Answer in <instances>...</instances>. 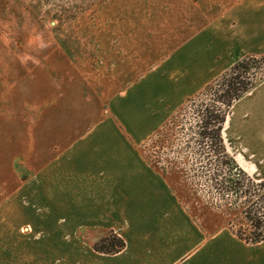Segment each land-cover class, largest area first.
<instances>
[{
  "label": "crops",
  "instance_id": "0c3cea01",
  "mask_svg": "<svg viewBox=\"0 0 264 264\" xmlns=\"http://www.w3.org/2000/svg\"><path fill=\"white\" fill-rule=\"evenodd\" d=\"M131 2L143 12L117 21L143 24L138 30L107 18L87 26L95 85L74 72L45 79L57 86L41 89L24 131L27 145L41 143V163L19 184L10 133L15 148L0 167L8 188L0 264H264V241L247 244L225 224L210 232L194 222L141 149L233 64L264 55V0H128L121 11ZM221 137L239 168L264 181V80L232 104ZM109 232L124 248L93 250Z\"/></svg>",
  "mask_w": 264,
  "mask_h": 264
},
{
  "label": "rangeland",
  "instance_id": "374dc122",
  "mask_svg": "<svg viewBox=\"0 0 264 264\" xmlns=\"http://www.w3.org/2000/svg\"><path fill=\"white\" fill-rule=\"evenodd\" d=\"M127 1L0 0V167L4 169L8 150L15 148L16 139L13 137L15 142L9 139L10 133H15L18 184L21 178L26 177L27 167L31 169L41 163V143L27 145L24 131L31 120H36L38 112L31 111V106L36 109L41 105V89L47 91L52 84L57 86L56 81L51 80L50 86L45 79L60 73H69L72 77L74 72L82 74L85 82L95 85L98 65L94 60L89 61L87 41L90 34L87 26L103 24L105 18L110 24H122L117 21L122 12H133L138 17L143 9L135 2H131L134 7L128 5L125 11H121ZM122 25L126 31L130 27L138 30L143 26ZM74 42H80L75 43L76 49ZM63 50L65 56L62 55ZM62 58L66 60L62 61ZM72 81L66 83L71 84ZM56 94L55 90L54 93L49 92L50 97H58ZM202 97L197 96L183 108L180 107L162 130L141 149L148 162L164 176L194 222L210 232L224 224L230 232L245 231L247 228L239 202L230 193L226 195L224 188H213L215 182H208L206 176L201 175V167L207 165L204 160L212 151L207 139L198 135L201 122L196 114ZM80 115L85 117L89 113L82 112ZM0 194L1 200L8 195V188L3 184ZM227 203L231 204V208L236 205L230 216L223 212ZM229 220L230 224L227 223Z\"/></svg>",
  "mask_w": 264,
  "mask_h": 264
},
{
  "label": "trees",
  "instance_id": "16d2710c",
  "mask_svg": "<svg viewBox=\"0 0 264 264\" xmlns=\"http://www.w3.org/2000/svg\"><path fill=\"white\" fill-rule=\"evenodd\" d=\"M262 80H264V55H247L197 95H203L197 105L196 118L201 122V131L198 135L202 139H207L212 150V154L209 151L204 160L207 165L205 168L201 167V175H205L208 182H215L213 188H224L226 195L230 193L239 202L242 220L247 229L232 233L247 244L264 241V181L255 182L239 168L226 152L221 130L226 113L232 104ZM193 98L188 99L181 108ZM233 205V208L236 207L235 204ZM225 207L227 208L223 209V212L226 216H230L233 209L231 204L227 203ZM230 222L229 220L227 223ZM124 246V241L120 237L109 232L92 247L98 253L112 255L120 252Z\"/></svg>",
  "mask_w": 264,
  "mask_h": 264
}]
</instances>
